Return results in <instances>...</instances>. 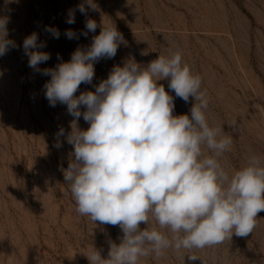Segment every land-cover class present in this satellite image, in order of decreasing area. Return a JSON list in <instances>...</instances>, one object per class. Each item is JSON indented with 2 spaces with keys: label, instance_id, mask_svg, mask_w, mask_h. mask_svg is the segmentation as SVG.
Listing matches in <instances>:
<instances>
[{
  "label": "rangeland",
  "instance_id": "obj_1",
  "mask_svg": "<svg viewBox=\"0 0 264 264\" xmlns=\"http://www.w3.org/2000/svg\"><path fill=\"white\" fill-rule=\"evenodd\" d=\"M82 2L0 0V16L10 18L8 38L17 45L0 56V264H89L88 252L96 248L107 258L109 241L118 244L123 235L118 225L94 224L75 210L60 170L67 168L73 148L63 136L62 147L55 146L56 133L64 128L66 136L73 117L65 105L49 106L43 85L50 77L28 67L22 45L33 32L46 43L40 50L51 56L40 68H54L77 47L90 46L102 18L122 34L116 56L94 65L92 84H81L77 96L94 91L114 65L129 58L146 66L159 54L179 50L192 73L202 77L210 125H223L233 137L220 158L225 169L246 166L251 154L264 158V0H95L98 11L89 9L87 16L76 11L75 23L67 24L68 10ZM89 18L97 22L95 33L65 37L67 29L86 31ZM46 26L58 28L60 38H52ZM158 83L173 95L174 115L189 113L193 98L185 103L167 80ZM78 126L89 127L82 117ZM140 264H264V211L246 237L233 234L204 249L170 248Z\"/></svg>",
  "mask_w": 264,
  "mask_h": 264
},
{
  "label": "clouds",
  "instance_id": "obj_2",
  "mask_svg": "<svg viewBox=\"0 0 264 264\" xmlns=\"http://www.w3.org/2000/svg\"><path fill=\"white\" fill-rule=\"evenodd\" d=\"M89 9L99 10L95 0L69 9L65 22L74 24L76 11L87 16ZM9 20L0 16V56L17 47L8 38ZM97 27L89 18L86 31L67 29L64 35L78 39ZM100 28L90 46L77 47L70 60L54 68H40L51 56L40 50L46 43L36 32L22 45L28 67L50 77L43 85L49 106L65 105L73 117L66 136L64 128L56 133L55 146L62 147L63 136L73 148L67 168L60 170L76 212L94 224L118 225L123 233L118 244L109 241L107 258L96 248L88 252L89 264H140L141 258L159 259L170 248L204 249L233 234L248 236L264 211V158L251 154L246 166L232 173L225 169L220 158L230 151L233 137L223 125H210L202 77L192 73L179 50L159 54L146 66L129 58L114 65L94 91L76 95L81 84H92L94 65L114 58L124 42L103 18ZM44 30L60 38L58 28ZM162 80L185 103L194 99L189 113L174 115V97L158 83ZM81 117L86 130L78 126Z\"/></svg>",
  "mask_w": 264,
  "mask_h": 264
}]
</instances>
